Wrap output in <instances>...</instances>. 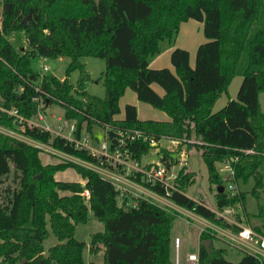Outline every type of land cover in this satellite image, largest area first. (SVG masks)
<instances>
[{
    "label": "trees",
    "instance_id": "16d2710c",
    "mask_svg": "<svg viewBox=\"0 0 264 264\" xmlns=\"http://www.w3.org/2000/svg\"><path fill=\"white\" fill-rule=\"evenodd\" d=\"M190 19L203 24L206 39L196 50L194 66L190 67L186 50L175 48L170 53L173 72L150 68V61L174 44L180 24ZM0 20V107L23 117L19 125L17 117L0 111L1 127L20 130L27 139L98 164V157L86 149L32 124L39 99L63 107L64 119L75 125V140L82 130L93 134L95 126L107 128L111 148L117 131H141L156 141L184 140L187 151L198 152L205 164L209 187L215 189L214 210L244 204L243 191L217 192L222 186L221 162L236 157L235 179L252 181L249 193L257 202L253 216L260 225L250 228L264 237V112L259 103L264 94V0H0ZM18 31H23L29 50L19 52L8 41L7 36ZM34 57L68 58L66 77L40 78L31 68ZM84 57L105 61L103 98L84 89L88 80L80 62ZM75 70L82 75L73 85L67 77ZM235 77L242 78L236 97L214 112L216 101ZM126 89L170 121H141L130 104L124 106L123 119H116ZM127 147L139 164L153 148L141 140ZM39 154V148L0 132L2 264L22 259L25 264H86L82 252L87 245L74 233L77 224L86 222L88 211L104 226L88 244L92 256L102 255V264H173L174 213L129 195L119 204V191L95 171L72 161L42 164ZM167 157L164 152L159 161L172 165ZM67 169L83 183L55 178ZM134 179L140 182L139 174ZM195 180V173L182 167L168 195L162 185L146 187L209 223L238 233L240 227L217 216L206 202L186 195ZM47 227L57 244L44 256ZM217 240L209 229L200 232L198 264H264L247 252H241L236 263L228 261L226 249L214 246ZM204 241H209L208 248Z\"/></svg>",
    "mask_w": 264,
    "mask_h": 264
},
{
    "label": "rangeland",
    "instance_id": "374dc122",
    "mask_svg": "<svg viewBox=\"0 0 264 264\" xmlns=\"http://www.w3.org/2000/svg\"><path fill=\"white\" fill-rule=\"evenodd\" d=\"M6 6L8 7V9L6 10L8 12L9 5H6ZM192 21H194V23L196 24V26H193L194 35L199 34L201 32V28H200L201 26H199V22L195 20H192ZM7 39L13 45V47L19 52L29 50V47L27 45V41H26L23 31L13 32L7 36ZM182 39L183 37L180 34L178 41L182 42L183 41ZM173 45L170 46V48L173 47ZM166 49L167 48H164V50L161 53L165 52ZM80 62L84 66L85 74L88 75V80L84 84L85 91L91 96L103 98L104 93H105L104 84H103L104 82L103 73L105 71V61L100 58L84 57L80 59ZM68 64H69V59L61 58V57L55 58V59L34 57L31 59V68L34 72L38 73L40 77L44 75L54 76L60 80L66 77L65 71H66ZM43 65L47 67V71L42 70ZM81 75L82 73L79 70H75V71H72L68 75L67 78L71 84L75 85ZM234 81L231 82L232 86L233 85L235 86L236 83L239 82V79L237 78ZM129 91L131 92V90ZM227 98H228V95L226 93H223L221 100L226 101ZM234 98L235 96L233 97V99ZM259 101H260L261 108L264 110V94L260 95ZM47 104L48 103H45V104L42 103L40 105L39 104L37 105V108L42 107V106L44 107L50 106V107H47L45 111H44L45 108H42L40 110V113L44 115V121H40V124L48 126L52 135L61 134L64 136H70L71 131L69 132V129L65 128L66 124L64 123V121H67V120L64 119L63 107H61L59 104H49V105ZM219 104L221 103L219 102ZM144 105H146V107L148 106L149 109H154L148 104H144ZM123 107L124 105H123V100H122L121 102H119V113L123 111ZM217 107L218 106H216L215 109H213L214 112L219 110L217 109ZM0 111H1V107H0ZM137 111H138V115L141 118L148 116L147 119H151V120H157V119H153L155 118L156 115H162L159 110H158L159 111V114H158L156 109L153 110L154 112L150 113V114L157 113L155 115H150L148 112H146V110H141V108H138ZM56 117L61 118L62 121H59V122L56 121L55 119ZM17 119L20 125L23 122V117L20 116L19 118L17 117ZM0 128H2V130L1 129L0 130L4 133L7 130L10 131L9 133L12 135V137H15V139H22L29 144H35L31 142L30 139H27L26 137H24L22 133L20 132V130L12 131L7 128L1 127V126ZM103 133H104L103 129L98 126L93 127V134L91 133L89 134L88 132H85L84 130H82V134L85 137L87 136V138L89 139V145H92L95 148H96L97 143H94V142H98V140L102 141ZM173 141L174 142L168 139L160 140L157 146L153 147L147 155L142 157L140 164L143 166L145 165H153V166L155 165L156 166L160 163L162 164V162H160L159 159L161 156H163L164 152H166L168 156L167 158L171 159L174 172L179 171V169L182 167H186V169H189V171L195 173L196 180L191 186L187 188L186 195H188V197L196 201L203 200L204 202H206V204L211 209H213L215 207L214 199H213L215 189L214 187H212L211 189L209 187L207 170H206L205 164L203 163L201 159V156L195 150H191L188 153L187 143L184 140H181V141L173 140ZM38 148L40 149L39 159L42 164H56V163H60L61 161H72L76 163L77 165H80L85 168L88 167V168L96 169L94 167H97L96 165L91 166L89 163L84 162L82 160H79V159L76 160L75 158L67 156L58 151L56 155L50 154L47 152V151H51L48 145H45L39 142H38ZM188 165H190L189 168H188ZM10 178H11V175L9 176L8 179ZM55 178L60 181H78L80 183L83 182L81 180V177L72 169H67L64 172L57 173V175H55ZM237 185H238V191H243L245 193V200H244V204L235 205L233 209L234 213L235 214L237 213L239 217H241V222L245 226L260 225V221L253 216L257 211V202L249 193L252 187V181H248L247 183L237 182ZM148 197L150 198V200L154 202L153 196L148 195ZM163 201H165L166 203V199ZM154 203L160 206V204H158L157 202H154ZM167 205L168 206L166 208L168 209L169 207L170 213H174L177 218V221L175 222L173 229H172V235H179L181 237L186 238L190 246V250H193L194 248L193 244L195 242V237H196L197 232H200L201 229H205V225L208 226L210 223L203 221V220H201L200 222L192 220L191 217H186L178 213L176 210H180V209L176 208L177 207L176 205L170 202H167ZM47 230L49 234L47 235V238L44 239V241L42 242L44 256L47 255V251L50 247L57 244V239L52 234L49 227H47ZM103 230H104L103 223L98 221L93 216L91 211H88L87 220L85 223H80L75 226V233H74L75 239L80 242H84L87 245V247L82 252V259L86 264H102V261H103L102 255L98 254L96 257L92 256L89 253L88 244L90 242V238L92 237V235L103 232ZM234 234H237V233H234ZM214 246L225 248L226 249L225 258L230 262L236 263L241 257V252L237 248H233L222 241H219V240L214 241ZM180 256L182 260V256H183L182 250H181ZM25 263L26 261L22 262V260H20L13 264H25ZM0 264H2L1 260H0Z\"/></svg>",
    "mask_w": 264,
    "mask_h": 264
},
{
    "label": "built area",
    "instance_id": "2783aa9c",
    "mask_svg": "<svg viewBox=\"0 0 264 264\" xmlns=\"http://www.w3.org/2000/svg\"><path fill=\"white\" fill-rule=\"evenodd\" d=\"M42 70L47 71V67L43 65ZM35 101H38L39 105L43 103L41 100L39 101V99ZM42 108H44V106L37 108V120L32 122V124L36 126H40L44 130L51 133L48 126L40 124V121H44V115L40 113V110ZM1 111L6 112L7 114L13 115L18 118L20 117L17 114V111L14 109L5 110L1 108ZM55 119L58 122L62 121V119L59 117H56ZM64 123L66 124L65 128H68L69 132L71 131V135L64 136L61 134H56V136L63 137L66 140L73 142L75 148L77 149L84 148L87 151H89V153L92 156L98 157V164L89 163L91 166L96 165L97 167H94L96 169H93V168H89V169L95 171L97 174L100 175V177L109 180L115 186V188L119 191V197H118L119 204L123 202L122 197L124 195H129L130 197H135V198H142V199H146V200L153 202L148 197V195H151L154 197L153 199L154 202H157L158 204H160L161 208H164V210L170 212L169 207L168 209L166 208L168 206L167 205V202L169 201L168 198L165 196L163 197V196H159L153 193L146 186L147 185L153 186L155 184L162 185L163 188L167 190L166 193L168 195L169 193L168 191L170 189L172 190L175 189L173 183L175 179L177 178L178 171L174 172L172 165L167 166L161 163L156 166L151 165L149 168L148 167L146 168L143 165H140L136 160H134L131 157V151L127 147L128 143L130 144L133 141H139V140L143 142L147 141L149 142L150 146L155 147L158 145L160 140L156 141L154 139H151L145 134H143L141 131H137V130H133L130 132L117 131L115 134L116 135L115 142L113 143V147L111 148L110 141L108 140L107 128H103V131H104L103 139L102 141L98 140V142H94V143H97L96 148H95L92 145H89V139L87 138V136L85 137L82 133H81L80 138L75 140L72 135L75 130L74 123H69L68 121H64ZM0 129L2 130V128ZM1 130H0L1 133L12 137V135L9 133L10 131L7 130L6 131L7 133L6 132L4 133ZM18 140L27 143L26 141L22 139H18ZM30 141L37 144V145L35 144H30V145L38 148V142H35L32 140ZM48 147L51 150V151H47L48 153L53 154V155L57 154V151L55 149H53L50 146ZM236 161H237L236 157H230V158L224 159L218 168V172L222 180L223 190L226 192H229L231 195L236 194L238 192V185H237V180L235 179V166H234ZM137 174H139L140 176V182H137L134 179L137 177ZM83 196L85 198L89 197L88 190L83 191ZM165 199H166V203L165 201H163ZM176 208L180 209L176 211L180 213L181 215L186 214L184 211H182L180 207H176ZM233 209L234 208H224L222 210H214L213 208L212 210L217 216L240 227L241 230L236 235L240 243L248 250L247 253H250L256 257H259L260 259L264 261V237L257 235L249 226L241 227L236 221L235 217L237 213L235 214ZM205 229L211 230L216 235L218 233L223 235L221 232H219L220 230L216 229L213 225H209L208 227H205ZM180 245H181V239L177 237L174 238L173 264H198V257L196 253H187L184 260H181Z\"/></svg>",
    "mask_w": 264,
    "mask_h": 264
},
{
    "label": "crops",
    "instance_id": "0c3cea01",
    "mask_svg": "<svg viewBox=\"0 0 264 264\" xmlns=\"http://www.w3.org/2000/svg\"><path fill=\"white\" fill-rule=\"evenodd\" d=\"M184 23L187 24V25H185ZM193 26H196V24L191 19L190 20H187L186 22L181 23L180 26H179V30H178V33H177V37L175 39V42H174L173 47L167 48L165 52H163V53L159 54L158 56H156L155 58H153L150 61V63H149V67L152 68V69L168 68V69H170L173 72L174 71L173 70V67L170 64V53L175 48L184 49V50H186L188 52V54H189V65H190V67H193L194 66V61H195V53H196V50H197L198 46L200 44L206 42V39H205V37L203 35V24L201 22H199V26H201L200 27L201 28V32L199 34H195V35H194V32H193V29H194ZM184 33H185V35H184ZM180 34L183 37V39H182L183 41L182 42H179L178 41ZM237 78L239 79V82H237L235 86L234 85L232 86L231 83L228 86L229 89L227 90V93H226L228 95L227 100L226 101L221 100V97H222V95H221L219 97V99L216 101L213 109H215L216 106H218L217 109L222 108L226 104V102L228 101V99H230V98L233 99L234 96L236 97V94H237V91H238L237 88H239V86H240L239 84H241V81H242V78L241 77H235L232 81H234ZM234 82H236V81H234ZM151 88L158 95H160V96H163L164 95V91L157 84H151ZM259 99H260V96H259ZM122 100H123V105L124 106L127 105V104L133 105V106L136 107V111H137L138 108H141V110H146V112H148L149 114L152 113V112H154L153 111L154 109H149L148 106L146 107V105H144L145 103H142V102L138 101L137 98H136V96H135V93H133L132 91L130 92L129 89H126L125 90V93L120 98L119 102H121ZM119 102H118V106H119ZM219 102L221 104H219ZM259 103H260V101H259ZM47 105H49V104H47ZM47 107H50V106H47ZM47 107H44L45 108L44 111L46 110ZM260 107H261V105H260ZM150 110H152V111H150ZM261 110L264 112V110L262 108H261ZM157 112L159 114V111L158 110H157ZM155 114H157V113H153V114H150V115H155ZM161 114L162 115H156L155 118L152 117L153 119H157V120H153V121H158V122H169L170 121V118L165 113L161 112ZM123 117H124V107H123V111H121V113H119L115 118L116 119H123ZM147 117H142L141 118L138 115V111H137V118L139 120H141V121H143V120H151V119H147ZM172 142H174V141H172ZM175 143H176V141H175ZM189 152L190 151H188V153ZM189 166L190 165H188V168H189ZM168 202L172 203L171 201H168ZM182 210H184L185 212H187L184 216L191 217L192 220H195L197 222H200L201 220L206 221V220H204V219L196 216L195 214H193L190 211H187L185 209H182ZM187 214H189V215H187ZM235 218H236L237 223L241 227L245 226V225L242 224L241 217H239L238 214L236 215ZM206 222H208V221H206ZM209 225H213V224L210 223ZM208 226L205 225V227H208ZM213 226L216 229L220 230L219 232H221L223 234V235H221V234L218 233L216 235L218 237L219 241H222V242L228 244L229 246H231L233 248H237L240 252H248V250L240 243V241H239V239H238V237H237L236 234L232 233L230 230L221 229V228H219V227H217L215 225H213ZM200 232H197V234H196L195 242L193 244V247H194L193 250H190V246H189L186 238L181 237L179 235H172L173 238H176L177 237V238H180L181 239L180 253H181V250H182V252H183L182 260H184V258H185V256H186L187 253H196V251L198 249V245H199L198 237H199Z\"/></svg>",
    "mask_w": 264,
    "mask_h": 264
},
{
    "label": "water",
    "instance_id": "95a60500",
    "mask_svg": "<svg viewBox=\"0 0 264 264\" xmlns=\"http://www.w3.org/2000/svg\"><path fill=\"white\" fill-rule=\"evenodd\" d=\"M8 9V7L6 6V10ZM26 16L24 17V20H23V22H27L26 21ZM217 192L218 193H221V192H223V187L222 186H219L218 188H217ZM209 241H204L203 242V245L206 247V248H208L209 247ZM26 261V259H22V262H25Z\"/></svg>",
    "mask_w": 264,
    "mask_h": 264
}]
</instances>
